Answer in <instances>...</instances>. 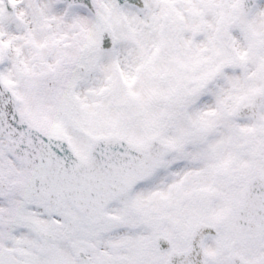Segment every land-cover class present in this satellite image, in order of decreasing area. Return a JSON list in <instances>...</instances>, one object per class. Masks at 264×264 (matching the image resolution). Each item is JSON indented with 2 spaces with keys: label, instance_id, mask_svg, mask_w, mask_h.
Listing matches in <instances>:
<instances>
[{
  "label": "snow or ice",
  "instance_id": "obj_1",
  "mask_svg": "<svg viewBox=\"0 0 264 264\" xmlns=\"http://www.w3.org/2000/svg\"><path fill=\"white\" fill-rule=\"evenodd\" d=\"M0 264H264V0H0Z\"/></svg>",
  "mask_w": 264,
  "mask_h": 264
}]
</instances>
